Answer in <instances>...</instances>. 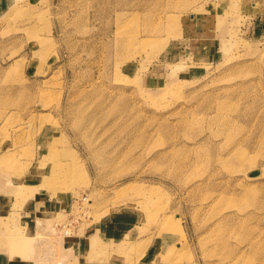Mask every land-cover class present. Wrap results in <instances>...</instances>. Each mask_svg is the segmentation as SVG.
Here are the masks:
<instances>
[{
    "label": "rangeland",
    "instance_id": "rangeland-1",
    "mask_svg": "<svg viewBox=\"0 0 264 264\" xmlns=\"http://www.w3.org/2000/svg\"><path fill=\"white\" fill-rule=\"evenodd\" d=\"M0 264H264V0H0Z\"/></svg>",
    "mask_w": 264,
    "mask_h": 264
},
{
    "label": "bare ground",
    "instance_id": "bare-ground-1",
    "mask_svg": "<svg viewBox=\"0 0 264 264\" xmlns=\"http://www.w3.org/2000/svg\"><path fill=\"white\" fill-rule=\"evenodd\" d=\"M38 237V236H37Z\"/></svg>",
    "mask_w": 264,
    "mask_h": 264
}]
</instances>
